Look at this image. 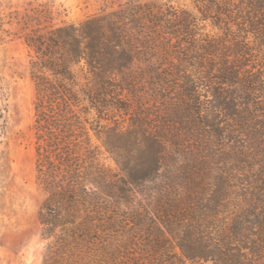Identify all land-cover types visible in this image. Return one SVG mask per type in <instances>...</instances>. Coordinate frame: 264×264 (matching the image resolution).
Instances as JSON below:
<instances>
[{"label": "trees", "instance_id": "trees-1", "mask_svg": "<svg viewBox=\"0 0 264 264\" xmlns=\"http://www.w3.org/2000/svg\"><path fill=\"white\" fill-rule=\"evenodd\" d=\"M109 2L26 16L42 264H264V0Z\"/></svg>", "mask_w": 264, "mask_h": 264}, {"label": "rangeland", "instance_id": "rangeland-1", "mask_svg": "<svg viewBox=\"0 0 264 264\" xmlns=\"http://www.w3.org/2000/svg\"><path fill=\"white\" fill-rule=\"evenodd\" d=\"M161 1L200 15L193 0ZM112 9L109 0H0V264H42L47 243L39 219L43 193L36 178L35 85L25 43L26 16L38 13L48 25L78 23ZM198 25L200 32H217L209 22ZM144 65L137 62L134 69ZM199 91L208 94L206 87ZM147 92L152 98L154 93ZM208 98L211 101L210 94ZM227 143L224 149L229 152ZM105 157L114 168L112 156Z\"/></svg>", "mask_w": 264, "mask_h": 264}]
</instances>
